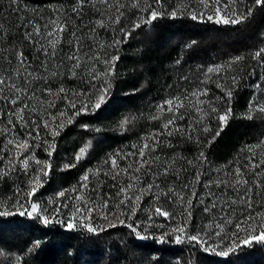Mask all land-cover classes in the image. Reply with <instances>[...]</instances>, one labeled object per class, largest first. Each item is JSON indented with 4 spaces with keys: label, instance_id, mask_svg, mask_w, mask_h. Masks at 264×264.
<instances>
[{
    "label": "snow or ice",
    "instance_id": "snow-or-ice-1",
    "mask_svg": "<svg viewBox=\"0 0 264 264\" xmlns=\"http://www.w3.org/2000/svg\"><path fill=\"white\" fill-rule=\"evenodd\" d=\"M168 5L169 0H74L70 3L71 15L62 6H53L51 11L55 15L50 16L43 26L23 15L28 11L25 0H8L7 7L0 6V13L16 15V28L20 33L18 38L12 37L0 23V124L3 125L0 136L4 138L0 141V161L6 162L0 164V179L10 174L19 177L21 172L27 177L23 189L17 186L16 199L11 205L0 204V217L19 216L35 222L28 227L33 232L40 231L42 236L28 242L26 253L37 255L43 248L50 247V242L44 237L55 234L57 225L67 232L81 230L78 238L83 241L88 254H91V246L98 244L101 233L118 225L128 229L124 234L126 239L119 241L115 249L116 257L110 264H143V261L130 260L125 249H130L133 256L137 250L161 254L159 257L146 256L148 264H188L181 259L184 250L180 249V254H177L170 246L184 245L190 253L203 252L217 257H229L256 245L264 247V155L257 159V150L264 153V140L246 144L241 149V152L247 153L243 161L235 164L230 171L216 170L215 175L212 174L213 168L204 167L211 162L203 149L193 159L182 158L188 166L196 169L192 179L181 177V171H187L186 168L172 166L176 162L174 154L170 160L162 161L158 152L159 146L164 144L161 136L179 134L193 140V133H211L206 147L220 137L233 116L231 104L240 85V66L245 61L249 69L246 75L255 78L248 87L256 91L249 99L244 118H264V33H261L260 43L244 54L231 56L220 63L197 66L199 74L195 83L183 73V69L177 70L180 76L165 85L172 91L155 104L154 114L149 116L150 120L166 116L160 127L145 134L140 146L133 145L135 152L116 153L105 160L106 164L110 163L112 179L116 180L123 173L129 177L127 184L113 185L117 189L115 193L105 195L98 192L95 198L90 194L85 196L90 187L89 169L82 175L79 187L73 189L80 193L75 199L83 206H74L70 216L62 215L66 204L55 206L49 212L39 202L40 197L45 195L40 189L47 183L42 177H48L51 159L41 160L33 150L42 148L51 158L56 152L57 137L66 124H72L81 115L95 113L109 102L113 87L111 78L118 75L119 48L128 42L129 37H133L137 29L148 26L145 30L150 31L158 20L184 18L199 23L211 21L241 25L252 20L254 14L264 13V0H197V6L181 0L179 4ZM86 6L97 13L87 23L84 21ZM73 18L79 23H74ZM117 25L120 27L117 28ZM97 29L113 31L108 47L115 49V54L100 51L104 45L98 40ZM65 32H68L67 38ZM21 41H26L38 54L29 59ZM196 43L191 41L186 47ZM182 59H177L175 63L179 65ZM33 61L38 62L35 67ZM101 63L104 68L97 70ZM49 65L54 71L49 72ZM77 77L88 87L75 90L64 87L65 78ZM50 78L59 81L55 89L49 83ZM41 80L46 87L32 86L34 81ZM97 81H100L99 85ZM209 83L215 84L223 96L207 99ZM44 94L62 95L67 102L64 110L50 112L48 109L55 108L56 103L45 99ZM34 99L36 103L31 102ZM218 104L226 106L221 108ZM68 109L72 110L71 113ZM185 121L187 128L181 123ZM211 121L217 122L215 131ZM127 123L126 117L122 126ZM81 126L87 127L86 124ZM42 129L51 140H41ZM195 143H201L199 135L195 137ZM89 146L79 149L75 157L77 162L84 157ZM168 146L171 147V144ZM129 156L137 159L128 167L121 168L118 159ZM33 165L36 166L35 171H32ZM65 167H75V164ZM173 175L175 180L169 181L168 177ZM201 177L205 178L202 180ZM93 191L97 189L93 188ZM65 195L66 192L61 190L57 198ZM146 196L148 200L145 204ZM47 203L56 205V200ZM142 204L145 206L142 207ZM196 207L204 216L198 223L194 222L193 216ZM94 214L107 222L106 225L94 223ZM99 254L102 256L104 251ZM0 255L4 253L0 251ZM165 256L170 259L165 260ZM15 259L19 262L21 256L17 255ZM3 264H11V261L6 260ZM85 264H96V261L89 260Z\"/></svg>",
    "mask_w": 264,
    "mask_h": 264
},
{
    "label": "trees",
    "instance_id": "trees-1",
    "mask_svg": "<svg viewBox=\"0 0 264 264\" xmlns=\"http://www.w3.org/2000/svg\"><path fill=\"white\" fill-rule=\"evenodd\" d=\"M28 4V10L23 15L28 19H37L39 24H44L49 18L50 6H62L65 11L71 15L70 3L74 0H25ZM185 4L197 6V0H183ZM181 3V0H169V5ZM8 0H0V6L7 7ZM31 11V12H30ZM97 13L90 6H86L84 21L87 23L89 19L95 17ZM74 23H79L75 21ZM0 23H2L12 37H19V30L16 28L18 23L16 15H9L8 12L0 13ZM123 23V21H122ZM43 26V25H41ZM117 28L120 25L116 26ZM137 29L133 33V37H129L126 44H122L119 48L120 60L116 63L117 76L112 77L113 87L111 89L112 98L109 102L102 106L100 110L90 115H81L76 118L72 124H66L61 135L57 137L56 152L51 158L42 148H36L33 151L37 158L41 160L51 159V170L48 177H42L47 183L40 191L45 195L40 197L39 202L45 205L49 212H52L55 206L67 205L62 209V215L69 216L75 210L74 206H83L75 197L80 195L73 189L79 187V182L83 174L88 172L89 189L84 193L92 197H97L98 192L103 194L115 193L117 190L113 185L127 184L129 177L121 173L116 180L112 179V170L110 163L106 164L110 156L120 153L121 155L135 152L137 147L143 142L142 137L151 132L153 129L160 127L165 117L160 120H150L149 116L154 114V106L161 98H165L172 90L165 87L168 83H173L179 76L178 69H183V73L190 76L195 82L196 76L199 74L197 66H206L213 63H220L227 60L231 56L241 55L250 48L258 45L262 39L261 33H264V13L254 14V18L245 24H217L211 21L199 23L184 18L181 20H158L154 22L151 30ZM99 33L98 40L104 45V49L109 54H115V49L109 48L113 38L111 29H97ZM68 37V32H65ZM191 41H196L192 47H186ZM24 45V51L32 59L36 53L32 46L27 45L26 41H21ZM66 47V46H64ZM183 58L181 63L177 65L175 61ZM38 62L33 61L34 67ZM254 63V62H253ZM241 64L240 85L234 92V98L231 104L233 116L228 122V126L210 146H205L206 141L210 138L211 133L201 134L193 133V140H188L187 136L179 134L173 137L161 136L160 139L164 144L159 146L158 152L161 153V160H170L174 154L176 162L172 165L174 168L183 169L181 177L192 179L196 169L187 165V159H193L201 149L205 151L210 164H205V169L213 168V175L216 170L230 171L238 162L243 161V157L247 153L241 152L246 144H254L260 140H264V118L247 120L244 114L247 111L249 99L254 88L248 87V84L254 82L255 78H249L246 73L249 70L246 65ZM104 65H98L97 70H102ZM42 71L41 69H37ZM54 69L49 65V72ZM47 75V73H44ZM230 83V81H228ZM49 83L55 89L58 87L59 81L56 78H50ZM98 85L100 81L96 82ZM187 84V81H182ZM264 83V82H262ZM64 87L75 90L78 88H86L88 85L81 78H65L63 80ZM33 87H46L43 81H34ZM210 89L207 99H214L215 96H223V93L216 88L215 84L209 83ZM139 89V91H134ZM45 99L53 100L56 103L55 108L48 109L52 113L57 110H64L66 101L55 95L47 96ZM36 103L35 99L31 101ZM223 108L226 105L218 104ZM71 113V109H68ZM194 115V113H190ZM259 115V114H258ZM128 118V123L122 126V121ZM187 128V122H181ZM86 124L87 127L81 126ZM213 131L217 128V122L211 121ZM0 127H3L0 124ZM23 132V129H19ZM199 135L201 143H195V137ZM51 140L50 136H46L44 130H41V140ZM4 138L0 136V141ZM171 144V147L168 144ZM90 145L84 157L77 162L75 157L81 147ZM27 154V153H25ZM264 155L257 150V159ZM22 158V157H21ZM137 159V157L129 156L127 159H118L121 168ZM6 163L0 161V164ZM67 164H75V167H65ZM135 166V165H134ZM162 166V165H161ZM33 165L32 171H35ZM99 170V171H97ZM144 174L142 170L141 175ZM205 177H201L203 180ZM145 179H147L145 177ZM169 181L175 180V176H169ZM27 177L21 172L19 177L17 174H10L4 179H0V204L11 205L16 199V188H24ZM198 190H199V186ZM93 188L97 191H93ZM66 192L65 197L57 198L59 191ZM26 199V197H22ZM35 199V198H34ZM56 200V205L48 204L49 200ZM145 204L148 200L144 198ZM145 205L142 204V207ZM98 211V210H97ZM142 217L141 213H138ZM194 222H201L204 219L199 207L193 211ZM112 219H115L112 217ZM93 222L96 224L106 225L107 222L100 219L98 214H94ZM35 223L23 217H0V251L4 255H0V264L4 261H11V264H85L86 261L94 260L96 264H110L115 259V249L119 246V241L126 239L124 234L128 229L121 225L116 228H109L107 232L101 233L98 238V244L91 246V254L85 249V245L79 239V232L63 231L57 225L56 233L48 237H44L49 241L51 246L43 248L39 254L34 255L26 253V247L30 240L41 237L40 231H35L28 227ZM42 227V226H41ZM52 226L50 225L49 228ZM48 231V229H43ZM168 247V246H166ZM173 251L180 254L182 260L188 264H264V247L256 245L254 248H244L242 252L230 255L229 257H217L203 252L190 253L187 246L172 245ZM104 251L101 256L99 253ZM129 253L130 260L143 261L148 264V257H159L160 253H145L139 250L135 251V255H131L130 249H125ZM20 255L21 260L16 261V256ZM165 260L170 257L165 256ZM128 264V262H124Z\"/></svg>",
    "mask_w": 264,
    "mask_h": 264
},
{
    "label": "rangeland",
    "instance_id": "rangeland-1",
    "mask_svg": "<svg viewBox=\"0 0 264 264\" xmlns=\"http://www.w3.org/2000/svg\"><path fill=\"white\" fill-rule=\"evenodd\" d=\"M52 7H53V6H50L49 9H48V11H49V13H48L49 16H48V17H50V16H54V15H55V14L51 11ZM64 10H65V9H64ZM28 11H29V10H28ZM30 12H31V11H30ZM28 19H29V18H28ZM31 20H35L37 23H39L38 20L35 19V18H34V19H31ZM40 25H43V24L40 23ZM193 83H195V82H193ZM161 99H164V97L161 98ZM160 101H161V100L159 99V100L157 101V103H159ZM71 214H72V212H71L70 214H67V215L70 216Z\"/></svg>",
    "mask_w": 264,
    "mask_h": 264
}]
</instances>
